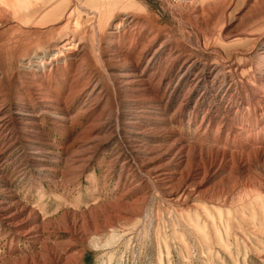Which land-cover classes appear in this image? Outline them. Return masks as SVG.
<instances>
[{"label": "rangeland", "instance_id": "374dc122", "mask_svg": "<svg viewBox=\"0 0 264 264\" xmlns=\"http://www.w3.org/2000/svg\"><path fill=\"white\" fill-rule=\"evenodd\" d=\"M79 1V31L74 36L71 30L75 29L77 16L69 28L60 24L58 19L59 12L66 7V1L54 11L48 8L49 3L38 4L29 23H15L12 28L0 27V109H5L10 119V125L0 129V202L19 201L22 206L30 207L36 212L41 221L38 224L43 223L42 231L37 238H33L21 236L19 231L8 226L0 217V264H15L26 258L36 259L43 255L41 264H264L262 205L243 202L241 197H229L226 200L218 198L214 203L205 199L189 205H177L168 198L165 186L156 185L148 179L137 152L159 145L158 139L166 131H175L180 137L199 142V145L203 143V146L212 145L216 133L190 125L187 114L173 117L166 126H158V118L170 117L169 113L146 115L144 104L139 105L133 101L138 99L137 95L126 90L123 84L115 83L107 68L96 63L95 55L98 54L97 45L101 33L100 23L94 12L98 1ZM146 1L147 8L159 16L161 23H172L179 28L160 0ZM248 8V4H244L242 0L238 2L231 9L229 23L236 26ZM36 16H43L44 20H33ZM86 30L88 35L81 39ZM67 36H71L76 43L87 45L92 59L87 62L93 67H53L52 70L47 67L43 70L42 67L32 66L37 60L34 54L43 53L48 47L27 52L29 45L40 40L49 45ZM32 57L33 63H29ZM40 76L46 78L43 82L45 93L41 95L34 89L35 85L41 83ZM95 77H100L103 84L112 91L105 102L109 115L104 117H114L112 123L116 122L118 127L112 136L109 132L106 135L100 134V140L90 144L87 139H95L96 133L91 131L101 122V118L97 117L96 112L88 114L89 117H77L75 112L86 102V97L75 93L69 96L68 93H62L60 88L73 80L81 84L90 78L96 79ZM206 85L207 88L201 92L207 91V108L209 104L221 102L222 92H216L226 82ZM52 95L60 97L61 108L51 106ZM227 98L229 97L226 100ZM131 113H136L137 119ZM262 114L260 120L264 117ZM33 115L38 118L37 124L33 127L24 126L25 130L35 131V137H29L22 129L20 120ZM203 117L207 119L204 111L199 114L197 121ZM228 117L232 118L233 115ZM219 118H227V114L220 112ZM135 122L140 123V127ZM134 131L144 134L136 137L133 136L136 135ZM227 134L222 131V137H227ZM220 183V178L215 179L209 186L217 187ZM133 188L136 190L132 191ZM144 192L150 193L144 210L136 219L121 221L108 227L109 229L101 228L87 241L75 243L73 248L63 247L69 240L70 232L57 228L65 225V212L87 216L96 207L97 218L101 207L108 206L119 198L125 202L132 201ZM51 248L61 254L62 261L56 263L46 255Z\"/></svg>", "mask_w": 264, "mask_h": 264}, {"label": "bare ground", "instance_id": "6f19581e", "mask_svg": "<svg viewBox=\"0 0 264 264\" xmlns=\"http://www.w3.org/2000/svg\"><path fill=\"white\" fill-rule=\"evenodd\" d=\"M64 1L66 7L59 12V23L69 28L77 16L75 29L71 30L74 36L79 31L77 24L81 12L80 1ZM64 1L0 0V27L12 28L15 23H29L38 4L49 3L48 8L54 11ZM145 1L96 0L98 6L94 12L101 28L98 54L95 55L96 63L107 68L115 83L123 84L126 90L137 95L138 99L132 100L139 105L144 104L146 115L159 112L162 115L170 114V117L158 118V126H166L173 117H183L187 114L190 125L194 124L198 129L216 134L214 133L212 145L203 146V143L199 145V142L180 137L175 131H166L159 137V145L137 152L143 171L156 185L165 186L168 198L177 205H189L205 199L214 203L218 198L226 200L229 197H241L243 202L257 203L264 207V117L259 119L262 113L264 115V0H242L249 8L242 14L243 17L236 26L229 23L228 17L233 6L241 0H160L179 28L172 23H161L159 16L147 8ZM37 19L40 22L44 17L36 16L33 20ZM29 31L32 30L29 28ZM87 31L81 39L88 35ZM27 35L29 36V33ZM60 39L49 45L43 44L41 40L29 45L27 52L48 47L43 53L34 54L37 60L32 66L42 67L43 70L47 67L50 70L53 67H93L87 62L92 59L86 44L76 43L71 36ZM16 60L18 61V58ZM32 61L33 57L29 59V63ZM39 78L41 83L35 85L34 89L41 95L45 93L43 82L46 78ZM218 81L226 82V85L221 90L219 87L220 91L216 92H222L221 102L209 104L206 108L207 91H201L207 88L206 84L211 83L214 86ZM60 89L69 96L75 93L86 97V102L75 112L77 117H89L88 114L96 112L97 117L101 118H98L101 122L91 131L96 133V140L90 137L87 139L90 144L97 143L100 134L109 132L112 136L117 132V123L115 120V123H112L114 117H104L109 115L105 102L112 95V91L103 84L100 77L90 78L81 84L73 80ZM226 97L229 98L226 100ZM59 98L52 95L51 106L61 108ZM203 111L207 113V119L203 117L197 121ZM216 111L217 113H214ZM220 112L227 114V118L220 119ZM131 114L137 119L136 113ZM228 115L233 117L229 118ZM37 121L35 115L20 120L22 129L29 137H35V131L25 130L24 126L33 127ZM9 125L10 119L2 108L0 129ZM139 127L137 128L141 130ZM222 131L228 133L227 137H222ZM134 133L136 135L133 136L136 137L144 134L135 131ZM219 178L222 184L217 187L209 186L210 182ZM149 193L144 192L129 202L119 198L108 206L101 207L97 218L96 207H93L87 216L65 212V225L57 228L70 232L69 240L63 247L68 248L75 243L85 242L101 228H111L121 221L136 219L144 210ZM0 217L8 226L19 231L21 236L37 238L43 229V223L38 224L41 221L36 212L30 207L22 206L19 201L0 202ZM46 255L56 263L63 260L55 248L48 249ZM43 256L36 259L26 258L15 264H41Z\"/></svg>", "mask_w": 264, "mask_h": 264}]
</instances>
